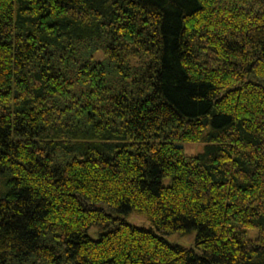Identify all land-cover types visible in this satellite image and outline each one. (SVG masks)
Here are the masks:
<instances>
[{"label": "trees", "instance_id": "obj_1", "mask_svg": "<svg viewBox=\"0 0 264 264\" xmlns=\"http://www.w3.org/2000/svg\"><path fill=\"white\" fill-rule=\"evenodd\" d=\"M0 264H264V0H0Z\"/></svg>", "mask_w": 264, "mask_h": 264}, {"label": "rangeland", "instance_id": "obj_2", "mask_svg": "<svg viewBox=\"0 0 264 264\" xmlns=\"http://www.w3.org/2000/svg\"><path fill=\"white\" fill-rule=\"evenodd\" d=\"M202 148L201 144L198 143H186L183 144V151L186 155H192L198 151H200ZM168 180L166 179L164 182L166 183ZM126 220L129 223L135 224L137 226H141V227H150V223L149 221L142 215H137V214H131L129 215ZM88 234L93 237L96 238L97 237V230L94 227H91L88 231ZM255 234V230L254 229H250L248 230V236H254ZM167 240L172 243V244H178V245H182L185 247H194V233L188 236H177L175 234H171L166 236ZM197 252H199L198 250H196Z\"/></svg>", "mask_w": 264, "mask_h": 264}, {"label": "water", "instance_id": "obj_3", "mask_svg": "<svg viewBox=\"0 0 264 264\" xmlns=\"http://www.w3.org/2000/svg\"><path fill=\"white\" fill-rule=\"evenodd\" d=\"M175 147L182 149L183 148V145L182 144H177V145H175Z\"/></svg>", "mask_w": 264, "mask_h": 264}]
</instances>
